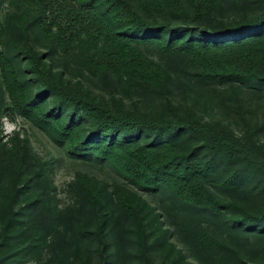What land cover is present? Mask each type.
<instances>
[{"label":"trees","instance_id":"1","mask_svg":"<svg viewBox=\"0 0 264 264\" xmlns=\"http://www.w3.org/2000/svg\"><path fill=\"white\" fill-rule=\"evenodd\" d=\"M233 1L15 0L34 15L35 31L51 37L65 55L92 74L118 76L160 99L152 109L137 112L111 107L101 98L71 91L52 64L30 48L28 58L40 88L36 96L18 73L12 60L17 56L0 52L14 110L66 145L72 155L107 161L134 185L169 195L184 211L203 210L217 216L224 209H241V214L227 219L229 227L264 236V210L254 214L228 194L241 190L240 174L223 180L216 175L217 155L242 158L244 146L235 145L226 130L196 114L197 93L190 97L193 104L174 93L173 83L180 79H190L199 87L261 79L264 38L255 31H264V14L225 24L221 16ZM6 32L0 22V35ZM47 94L55 96L52 110L45 107ZM66 110L70 111L67 118ZM80 118L87 120L88 129ZM143 131L156 135L141 142L135 135ZM197 135L206 144L190 146L189 140ZM15 138L20 139L19 134ZM203 145L211 153L200 154ZM25 161L20 152L8 157L0 153V167L12 165L18 175ZM84 191L91 197L97 195L90 187ZM123 201L130 214L138 215L132 200L125 197ZM163 205L162 213L170 215ZM156 217L151 218L157 221ZM181 220L179 238L191 249H202L199 255L190 254L191 264H225L227 255L241 254L231 240L216 236L186 215ZM115 239L116 232L109 233L113 258L117 256ZM157 239L151 237L147 244V253L155 262L159 260Z\"/></svg>","mask_w":264,"mask_h":264},{"label":"rangeland","instance_id":"2","mask_svg":"<svg viewBox=\"0 0 264 264\" xmlns=\"http://www.w3.org/2000/svg\"><path fill=\"white\" fill-rule=\"evenodd\" d=\"M258 13L264 14V0H234L221 18L225 24L247 22ZM0 22L7 30L0 35V52L17 56L12 60L34 96L40 88L28 58L31 50L52 64L71 91L101 98L111 107L137 112L152 109L160 99L118 76L92 74L65 55L51 37L35 31L34 15L15 0H0ZM255 32L264 38V31ZM3 67L0 62V153L8 157L20 152L26 161L20 175L12 165L0 167V264H191L190 254L199 255L202 249H191L179 238L178 222L183 215L237 246L241 254L227 255L225 264H264V236L237 232L227 223L241 209H224L217 216L203 210L184 211L169 195L134 185L109 162L72 155L66 145L14 110ZM260 78L208 87H199L190 79L173 83L174 93L185 96L186 102L192 103L190 97L197 93L196 114L226 130L235 145L244 146L242 158L217 155L216 175L223 180L240 174L241 190L228 194L254 214L264 210V67ZM43 99L46 108L55 107V96L47 94ZM63 114L67 118L70 111ZM80 122L89 128L85 118ZM155 135L143 131L135 137L145 142ZM204 140L197 135L188 143L206 144ZM208 153L210 147L203 145L200 154ZM86 187L97 195H86ZM125 197L132 200L138 215L130 214ZM163 204L170 215L162 213ZM112 232H116L115 258L109 242ZM151 237H160L156 241L158 262L151 261L147 253Z\"/></svg>","mask_w":264,"mask_h":264}]
</instances>
